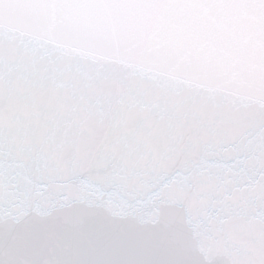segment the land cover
Returning <instances> with one entry per match:
<instances>
[{
    "label": "snow or ice",
    "instance_id": "1",
    "mask_svg": "<svg viewBox=\"0 0 264 264\" xmlns=\"http://www.w3.org/2000/svg\"><path fill=\"white\" fill-rule=\"evenodd\" d=\"M213 6L0 0V264L53 222L81 242L58 264H264V45L237 79L226 49L177 36L184 64L125 26Z\"/></svg>",
    "mask_w": 264,
    "mask_h": 264
},
{
    "label": "clouds",
    "instance_id": "2",
    "mask_svg": "<svg viewBox=\"0 0 264 264\" xmlns=\"http://www.w3.org/2000/svg\"><path fill=\"white\" fill-rule=\"evenodd\" d=\"M213 7L191 17L177 10L144 9L125 22L130 40L170 60L187 64L189 57L176 52L175 37L185 39L184 47L193 46L189 39L196 36L203 45L223 48L232 54L231 72L237 79L246 70L254 50L264 45V12L251 6L252 0H210ZM67 228L53 222L38 237L28 253L17 256L18 264H58L80 241L72 238ZM167 243L176 249L183 241L176 236ZM6 248L0 244V261H6Z\"/></svg>",
    "mask_w": 264,
    "mask_h": 264
}]
</instances>
